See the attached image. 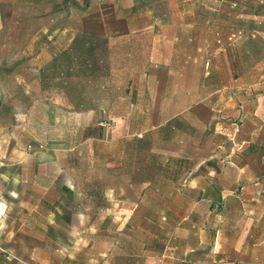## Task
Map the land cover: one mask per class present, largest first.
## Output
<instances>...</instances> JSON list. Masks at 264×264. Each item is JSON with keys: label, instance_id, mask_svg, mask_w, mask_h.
I'll return each instance as SVG.
<instances>
[{"label": "crops", "instance_id": "crops-1", "mask_svg": "<svg viewBox=\"0 0 264 264\" xmlns=\"http://www.w3.org/2000/svg\"><path fill=\"white\" fill-rule=\"evenodd\" d=\"M254 3L0 0V264H264ZM82 36L107 74L66 99Z\"/></svg>", "mask_w": 264, "mask_h": 264}, {"label": "trees", "instance_id": "trees-1", "mask_svg": "<svg viewBox=\"0 0 264 264\" xmlns=\"http://www.w3.org/2000/svg\"><path fill=\"white\" fill-rule=\"evenodd\" d=\"M89 41L84 36L76 39L69 50L55 58L49 71L42 76L43 85L49 81L67 82L70 75L75 74L78 78L89 77L95 74L99 67L93 63H87L91 58L92 46L86 47ZM56 73V74H55Z\"/></svg>", "mask_w": 264, "mask_h": 264}, {"label": "rangeland", "instance_id": "rangeland-1", "mask_svg": "<svg viewBox=\"0 0 264 264\" xmlns=\"http://www.w3.org/2000/svg\"><path fill=\"white\" fill-rule=\"evenodd\" d=\"M254 1H255L254 5H255V7H257V10L259 11L260 16H264V0H254ZM89 42L92 44L94 41H89ZM99 43L102 44V40L99 41ZM88 45H90V44L88 43ZM88 45H86V46H88ZM97 46H99V45H97ZM94 59L97 61L96 63L98 64V67H99L98 71L95 74L97 76H99L100 78H102L101 75L107 74V72L104 69L103 62L102 61L99 62V60L102 59V56L95 55ZM87 81H88V77L78 78V77H76L75 74H72V75H70V77L68 78L66 83L65 82L61 83V82H58V81L57 82H52V84H50V89L55 94H58V95H63L64 94V97H66V99H72V98L74 99V98L77 97L78 93L82 92L83 90H88L89 89V87H90L89 85H91V84L88 83ZM58 83H60L61 86L58 85ZM87 86H89V87H87ZM73 106H75V105H73ZM6 122H10L11 123V121H8V120ZM98 122H100L101 125H104V126H101V127H108L109 126L108 123L110 121L102 119V120H99ZM41 136H42L43 140H42V143L39 144L40 148L44 147V145H45L44 144L45 143V140H44L45 136L44 135H41ZM27 141H29L27 143L28 144L27 148L31 150L32 143H31L30 138L28 136H27ZM4 159H6V158H4Z\"/></svg>", "mask_w": 264, "mask_h": 264}, {"label": "built area", "instance_id": "built-area-1", "mask_svg": "<svg viewBox=\"0 0 264 264\" xmlns=\"http://www.w3.org/2000/svg\"><path fill=\"white\" fill-rule=\"evenodd\" d=\"M6 258H7V259H10V258H15V257L12 256V255L7 254V255H6Z\"/></svg>", "mask_w": 264, "mask_h": 264}]
</instances>
